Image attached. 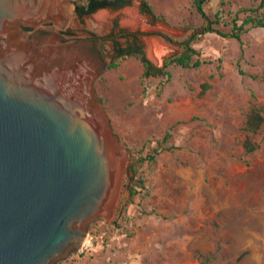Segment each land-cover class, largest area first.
Listing matches in <instances>:
<instances>
[{"label": "rangeland", "instance_id": "374dc122", "mask_svg": "<svg viewBox=\"0 0 264 264\" xmlns=\"http://www.w3.org/2000/svg\"><path fill=\"white\" fill-rule=\"evenodd\" d=\"M140 1L82 18L72 3L69 24L61 31L69 38L102 37L116 20L117 31L139 30L144 48L150 38L163 42L165 58L182 49L148 30L182 39L203 24L192 0H149L164 19L142 13ZM257 1L212 0L206 10L212 18L218 12L229 20ZM132 6L144 24H123L122 11ZM102 10L110 12L109 20L94 22L93 15ZM218 27L230 30L227 22ZM247 27L242 43L215 32L201 36L195 47L206 62L196 69L169 67L171 78L159 94L160 78L143 79L140 60L130 57L108 69L115 59L113 42L104 41L103 50L97 45L105 68L95 89L123 149L137 151L167 131L172 134L167 146L175 148L161 149L154 163L144 164L149 194L137 196L134 203L124 188L133 176L126 154L113 214L91 224L84 243L88 248L58 264H264V130L253 136L259 144L254 153L244 148L247 113L252 102L264 104V81L251 76L264 75V27ZM117 41L126 45L128 40ZM205 82L211 87L203 94ZM156 145L147 144L145 153Z\"/></svg>", "mask_w": 264, "mask_h": 264}, {"label": "water", "instance_id": "95a60500", "mask_svg": "<svg viewBox=\"0 0 264 264\" xmlns=\"http://www.w3.org/2000/svg\"><path fill=\"white\" fill-rule=\"evenodd\" d=\"M71 5L0 0V264L67 259L118 198L129 152L95 89L105 68L98 48L56 31L21 38L43 24L63 30ZM144 49L156 66L169 58L157 64Z\"/></svg>", "mask_w": 264, "mask_h": 264}, {"label": "trees", "instance_id": "16d2710c", "mask_svg": "<svg viewBox=\"0 0 264 264\" xmlns=\"http://www.w3.org/2000/svg\"><path fill=\"white\" fill-rule=\"evenodd\" d=\"M75 4V14L80 18L93 14L103 8H122L129 4V0H71ZM212 0H192L193 6L196 12L201 16L203 24L200 27L191 28L192 31L186 37L182 39H175L168 34L157 32L155 35L163 38L167 43L178 45L182 51L172 57L165 60L163 67L156 66L146 55L143 45L136 49L134 48H115V59L107 64L108 69H115L120 64L129 59L135 57L143 64V79L160 78V82L157 85V94L165 86L166 82L171 78V72L168 70L173 65L182 66L184 68H199L206 61L201 57V52L195 47V43L201 36L208 32H215L224 38L236 39L242 43V36L248 31L247 25L252 27H264V0H258L256 4L251 7H243L237 11L235 17L229 20H225L218 12L215 13L212 18L207 10L206 5ZM140 10L144 14L153 16L155 19H164L163 15L157 14L153 5L149 0H141ZM245 14L244 17H240V14ZM230 25L229 31H222L220 26L222 23ZM29 28H25L23 36L27 35ZM99 48L103 50L105 48L104 41L99 42ZM243 73V71H241ZM253 78H260L264 81V75L257 76L251 75ZM211 84L205 82L202 84V93L204 94ZM245 130L248 132V136L244 141L245 153L252 154L258 148L259 144L253 140V136L258 134L261 130H264V104L258 102H252V106L249 109L246 121ZM172 134L167 131L163 138L151 139L144 142L143 147L136 150L127 147L130 154V165L127 171H131L133 176L130 179V183H127L124 188L130 192L131 199L129 203H134L137 196H146L149 194L148 187L146 185V179L142 171L144 164L151 165L157 159L161 149L171 150L175 146H167ZM156 143L157 145L149 149L145 153L147 144ZM132 181V184H131ZM115 222H118L117 220ZM205 255L199 253V257L203 258Z\"/></svg>", "mask_w": 264, "mask_h": 264}, {"label": "flooded vegetation", "instance_id": "af4514ba", "mask_svg": "<svg viewBox=\"0 0 264 264\" xmlns=\"http://www.w3.org/2000/svg\"><path fill=\"white\" fill-rule=\"evenodd\" d=\"M109 9H113V8H109ZM117 24H118V22L116 20H113L111 22L110 32L105 34V35H102V37L94 36L91 34L80 35V36L77 35L76 37L85 39V41H84L85 47L91 46V44H94L97 47V45L99 44V42L101 40L106 41L107 39L111 40L113 42L114 50H115V48H134V49H136V48L142 46L141 40H142L143 34H141V32L139 30H137L133 33L128 32V33L123 34V32H125V30L117 31V29L115 28ZM23 31H22V33H23ZM55 31L59 32L64 38H69V36L65 34V31H61V30L59 31V30L55 29L54 26H52L50 24H43L41 27L33 28V29L29 28L27 31V35L23 36V37H25L26 39H29V40H34L37 38H42L44 36L50 35ZM70 37H72V36H70ZM119 37H122V38L126 37L127 38L128 41H127L126 45H124V43L122 44V43H119L117 41V39Z\"/></svg>", "mask_w": 264, "mask_h": 264}, {"label": "bare ground", "instance_id": "6f19581e", "mask_svg": "<svg viewBox=\"0 0 264 264\" xmlns=\"http://www.w3.org/2000/svg\"><path fill=\"white\" fill-rule=\"evenodd\" d=\"M124 14L123 24L129 25L133 27H137L141 24H144L142 17L139 14V10L137 6L128 7L125 10L122 11ZM111 14L107 10H102L95 15H93L92 19L96 23L106 22L109 20ZM147 46H148V53L149 57L156 62L157 64H160L162 62V59L165 54H167V50L164 46V43L159 41L156 38H150L147 40ZM124 162L122 163L121 170H120V176L123 169ZM120 181V180H119ZM120 185L118 188L119 193ZM117 193V196H118ZM117 198V197H116ZM116 200V199H115Z\"/></svg>", "mask_w": 264, "mask_h": 264}, {"label": "built area", "instance_id": "2783aa9c", "mask_svg": "<svg viewBox=\"0 0 264 264\" xmlns=\"http://www.w3.org/2000/svg\"><path fill=\"white\" fill-rule=\"evenodd\" d=\"M84 247H85V248H88V246H87V245H85Z\"/></svg>", "mask_w": 264, "mask_h": 264}]
</instances>
